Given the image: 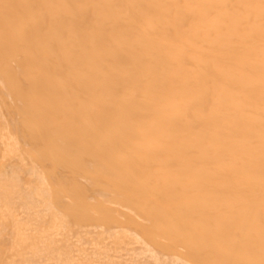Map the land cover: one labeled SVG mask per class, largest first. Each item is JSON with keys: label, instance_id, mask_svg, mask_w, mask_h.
Segmentation results:
<instances>
[{"label": "bare ground", "instance_id": "1", "mask_svg": "<svg viewBox=\"0 0 264 264\" xmlns=\"http://www.w3.org/2000/svg\"><path fill=\"white\" fill-rule=\"evenodd\" d=\"M0 126V264H264V0H0Z\"/></svg>", "mask_w": 264, "mask_h": 264}, {"label": "rangeland", "instance_id": "2", "mask_svg": "<svg viewBox=\"0 0 264 264\" xmlns=\"http://www.w3.org/2000/svg\"><path fill=\"white\" fill-rule=\"evenodd\" d=\"M3 133H6V129H3L2 126H0V147L4 145V141L7 139L6 136H2ZM7 135V134H6ZM0 151H1V148H0ZM19 155H20V152H15V153H12V154H8V155H5V156H0V160L10 164V165H15V163L19 160ZM26 178L31 181V179L33 178V175H31L30 173H27L26 174ZM30 183L26 184V186H28ZM111 205L114 207V208H119L120 206L117 204V203H111ZM23 213L22 212H18L17 215H16V218L18 219H21L23 218ZM10 232H11V229H7L6 232L4 233L5 236H10ZM57 237H60L61 235L60 234H57L56 235ZM72 239L75 240L76 237L75 236H72ZM111 241V238L110 237H106L102 240V244L105 245V244H109ZM86 247H91L92 244L91 243H86L84 244ZM123 256L121 258H119V261H127V258L129 257V254L126 253V252H123Z\"/></svg>", "mask_w": 264, "mask_h": 264}]
</instances>
